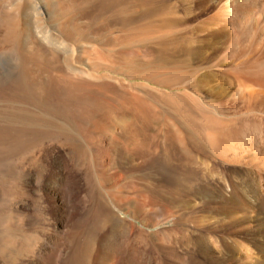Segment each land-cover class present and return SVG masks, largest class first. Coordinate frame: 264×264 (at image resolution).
<instances>
[{"label":"rangeland","instance_id":"1","mask_svg":"<svg viewBox=\"0 0 264 264\" xmlns=\"http://www.w3.org/2000/svg\"><path fill=\"white\" fill-rule=\"evenodd\" d=\"M170 1L180 4L177 5L176 15L184 17L180 28L186 41L172 35L146 36V39L118 38L114 46L109 44L111 49L106 45L108 50H105L107 54L103 55V60L106 59L107 63L101 70L90 69L93 61L77 66L92 72L94 78L89 80L105 84L104 98L111 103L115 100L112 105L118 112L139 120L141 124H150L151 132L162 131L166 129L164 126L168 128L169 125L171 129L178 127L185 137L194 132L201 133V148L206 154H195L199 166L184 170L179 164H166L157 156L156 162L152 158L146 162L135 158L138 168L133 180H136L142 195L138 196V202L126 204L127 207L120 209L119 216L133 228L128 236L135 237L139 232V237H135L136 242L127 247L123 233L115 234L113 239L107 238L111 233V228L107 226L97 231V244L88 257L77 259L74 258L77 251L74 233L76 235L85 223L94 222L95 215L93 202L87 197L89 185L85 183V171L76 168L69 148L48 143L34 151L36 161L33 164L27 160L2 161L0 233L8 232V225L11 224L14 247L12 258H5V252H0L3 256L0 257V264H264V88L252 87L240 91V86L232 83L230 76H203L207 72L221 74L227 71L242 56L252 61L251 66L263 62V67L259 66L254 72H262L257 77L264 81V9L244 20V24L249 23L244 27L232 28L215 18L226 0ZM185 7H189L188 12H185ZM169 37L174 44L167 40ZM131 38L134 41L138 38L141 42H133ZM173 39L179 41L173 42ZM123 43L129 44L125 46ZM181 43L192 48L185 53L182 49L185 46ZM113 48L118 50L113 53ZM244 49L249 50L245 55L242 53ZM18 57L13 50H0V76L15 71ZM186 57L192 58L185 63L182 59ZM184 72L193 74L184 79L180 77ZM142 75L153 76L167 86L142 79ZM234 92L237 93L236 98L231 96ZM257 92L263 94L259 101H239V96ZM4 106L0 103V107ZM223 122L227 127L221 128L220 123ZM218 127L222 131L229 129L219 132ZM165 129L163 132H166ZM211 130L221 136L215 146L206 139ZM224 132L229 135L226 139ZM159 150L161 155L163 150ZM8 161L13 162L10 164ZM12 165L18 166L22 172ZM123 165L121 168L125 169L128 164L124 162ZM18 176L20 194L11 199L7 182L8 179L17 180ZM115 181L126 185L129 176L122 175ZM144 187L153 192L169 188L173 191L166 197V202L160 203L143 192ZM175 187L178 189L174 190ZM247 195L254 201H249ZM102 247L108 250L107 257L100 256ZM157 247H162V254L155 249Z\"/></svg>","mask_w":264,"mask_h":264},{"label":"bare ground","instance_id":"2","mask_svg":"<svg viewBox=\"0 0 264 264\" xmlns=\"http://www.w3.org/2000/svg\"><path fill=\"white\" fill-rule=\"evenodd\" d=\"M177 5V2L173 3L170 0H0V50H13L19 56L15 71L0 76V103L5 105L4 107H0V162L6 160L26 162L27 160L33 164L36 161L34 151L40 150L48 143L69 148L76 168L85 171L86 181H84L89 185L87 197L93 202L95 215V221L82 225L76 235L73 230L74 240L77 245L74 258H87L97 244V231L107 226L111 228V233L107 238L113 239L115 234L120 232L125 237L124 244L128 245L127 247H129V244L136 242L135 237H139L140 233L138 232L135 237L128 236L129 231L133 228H131L129 222H124L119 216L120 209L126 206V204L138 202V196L142 195L141 189L136 184V180H133L138 168V164L134 163L135 158L146 162L150 158L155 161V156H157L158 159L166 164H179L181 169L187 170L186 168L199 166L200 162L198 163L197 155L195 154H199V152L206 154L204 152L205 149L201 148V141L203 140L202 136H200L201 133L194 132V134H191L188 126L190 131L187 128L185 130L191 135L186 137L183 136L184 133L182 134L178 127L171 129L169 125L168 128L164 126L166 127V129L164 128L166 132H163L164 129L158 132L152 130L153 132H151L150 124H141L138 122L139 120L137 121L118 112L114 108L115 105H112L115 103V100H112L113 103H111L104 98L106 92L104 88L105 84L97 83L96 80V82L89 80L90 78H94V75L91 74L92 72L90 73L88 69L86 70L77 66L80 63L93 61L91 68H89L95 71L101 70L106 61V59L105 61L103 60V55L107 54L105 50H108V48L106 49V45L110 47L118 38L135 37L136 39L138 37L143 39L144 37L146 39L149 36L159 37L160 35H167L166 37H168V35H172L173 38L174 36H179V39L182 38L186 41V37L181 34L183 29L180 28L184 17L176 15L177 7L180 4ZM262 9H264V1L262 0H226L215 14V18L223 20L225 23H222L232 28L235 26L241 28L248 23L244 24V20L250 18L251 14L262 11ZM184 10L188 12L189 7H185ZM247 32L248 30L244 31V33ZM138 38L137 41L139 40ZM169 38L167 40H170V43H172L171 37ZM163 39H165L164 36ZM179 39H173V42L179 41ZM132 41L137 42L134 39ZM139 41L141 42V40ZM119 43L117 47L120 46ZM184 46L185 48L182 47V49H184L185 53L192 48L191 45H189L191 46L190 48L188 45ZM247 49H244L242 52L244 55L246 51H249ZM114 50L113 48V53L118 49ZM110 53L108 54L110 55ZM190 58L192 57H186L185 60L181 59L186 63L190 61ZM236 60L237 62H234L230 69L221 74L207 72L203 76L218 78H222L224 75L230 76L233 78L232 83L240 86V91L250 90L252 87L264 88V81L261 78L259 79V74L262 72L259 74L254 72L259 66L261 68L263 62L262 64L257 63V65L253 64L251 66L252 61L249 62L247 58H243L242 56ZM190 75L184 72L182 76H179L188 79ZM152 77L145 75L141 78L162 87L167 86ZM244 82H247V84ZM133 87L135 89V86ZM133 87L131 86V88ZM127 90L125 91L127 92ZM259 91L261 90L259 89ZM130 93L132 94V91ZM234 95L236 98L237 93L234 92L231 96L234 97ZM262 95V92L248 93L239 96V101L242 103H249L255 99L259 101ZM135 96L133 95V97ZM134 101L136 100L134 99ZM262 102V105H264V101ZM116 103L118 102L116 101ZM119 103H121V100H119ZM220 126L221 128L227 127V124L223 122L220 123ZM216 129H219V132L222 131L219 127ZM211 131L207 134L206 139L210 144L215 146V142L221 136L219 137L213 130ZM225 132V136L222 135L226 139V136L229 135H226ZM202 134H205V132ZM214 148L216 149L217 147ZM159 149L163 150L160 153L161 155L158 153ZM124 162L128 164L125 169H123L124 167L121 168V165L124 166ZM15 165L11 167H16L19 170L20 168ZM9 171L6 173L7 176L11 172ZM125 174L129 176V181L125 183L126 185H121L115 181L116 178ZM19 176L16 177L17 180L13 179L14 181H10L9 177H7L9 180L7 182L9 184L8 193L11 199L18 197L20 194L18 190ZM143 189L142 191L146 192L154 202L157 200L160 203L166 202V197L173 191V188L160 192H153L152 190H148V188L146 190L145 187ZM175 189L178 188L175 187ZM144 196L147 195L145 194ZM248 196L249 201H254L250 195ZM139 205L141 204L139 203ZM151 206L154 205L151 204ZM9 229H12L11 224L8 225ZM2 234L0 235L2 236ZM9 244H11L13 251V235L11 239L7 240V243L3 242L2 245L0 244V252H5ZM155 249L162 254V247ZM100 256L102 258L107 257L108 250L106 248L101 249ZM76 261L79 262L78 260Z\"/></svg>","mask_w":264,"mask_h":264},{"label":"crops","instance_id":"3","mask_svg":"<svg viewBox=\"0 0 264 264\" xmlns=\"http://www.w3.org/2000/svg\"><path fill=\"white\" fill-rule=\"evenodd\" d=\"M0 234H2V233H0ZM7 235V236H6ZM1 236V235H0ZM5 238H4V237ZM10 237V238H9ZM2 238V239H1ZM7 238V239H6ZM12 238V231H11V229H9L8 230V233L5 231L4 232V234H2V236L0 237V241H2V242H0V244L2 245V243L3 242H6L7 243V240L8 239H11ZM10 241V240H9ZM7 246V245H6ZM9 247V248H8ZM11 247V244H9V246H7L6 248V250H5V253H4V256H5V258H8V256H9V258H12V247ZM0 257L1 258H3V256L2 255H0ZM7 260V259H6Z\"/></svg>","mask_w":264,"mask_h":264}]
</instances>
